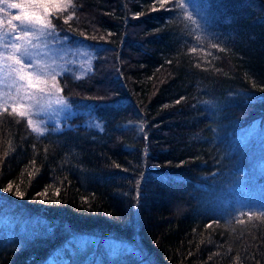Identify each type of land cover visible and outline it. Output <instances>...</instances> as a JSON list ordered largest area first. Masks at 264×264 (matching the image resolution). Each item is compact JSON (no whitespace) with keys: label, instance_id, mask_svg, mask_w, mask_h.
Segmentation results:
<instances>
[{"label":"trees","instance_id":"obj_1","mask_svg":"<svg viewBox=\"0 0 264 264\" xmlns=\"http://www.w3.org/2000/svg\"><path fill=\"white\" fill-rule=\"evenodd\" d=\"M182 1L74 0L72 15L52 14L95 52L94 68L60 76L77 112L62 129L40 134L0 110V264H264V167L253 160L264 158V0H230L235 37L211 56L196 51ZM197 1L224 37L215 22L228 0ZM89 109L104 130L83 123ZM218 121L256 129L250 212L234 213L224 191Z\"/></svg>","mask_w":264,"mask_h":264},{"label":"rangeland","instance_id":"obj_2","mask_svg":"<svg viewBox=\"0 0 264 264\" xmlns=\"http://www.w3.org/2000/svg\"><path fill=\"white\" fill-rule=\"evenodd\" d=\"M183 1L188 7L186 18L188 22L191 19L198 53L211 56L214 47L223 45L224 38L235 37V19L241 16L238 3L225 1V12L229 10L235 16L231 19L224 12L215 22L224 37L214 38L208 16L195 3L198 1ZM75 8L74 0H0V110L10 108L26 116L31 127L40 134L68 126L77 113L62 93L60 76L66 73L81 78L94 68L95 52L80 43L70 42L51 20L56 11L72 15ZM215 13L212 17L219 16V9ZM229 19L231 21L226 22ZM205 103L201 111L208 115L213 110L207 111L211 105ZM84 116L83 123L105 129V120L96 111L86 110ZM221 122L211 126L214 132L211 140L217 143L224 169H231L224 191L234 213L238 209L250 212L258 207L254 199L261 189L256 184V172H251L246 158L255 157L252 151L260 149L259 143L252 142L256 129L244 131L236 129L234 124ZM239 152H244L245 156ZM253 160L255 167H264V158ZM199 186L202 200L206 201L210 197L206 192L209 184ZM222 208L223 202L218 205L219 212ZM203 209L211 212L209 208ZM112 246L110 244V248Z\"/></svg>","mask_w":264,"mask_h":264}]
</instances>
